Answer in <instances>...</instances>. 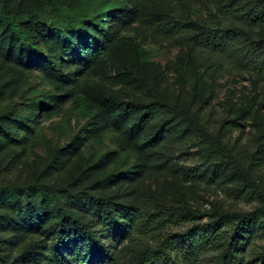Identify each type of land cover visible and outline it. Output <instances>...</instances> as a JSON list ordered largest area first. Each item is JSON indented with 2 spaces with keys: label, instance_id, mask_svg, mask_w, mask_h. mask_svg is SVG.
Masks as SVG:
<instances>
[{
  "label": "rangeland",
  "instance_id": "1",
  "mask_svg": "<svg viewBox=\"0 0 264 264\" xmlns=\"http://www.w3.org/2000/svg\"><path fill=\"white\" fill-rule=\"evenodd\" d=\"M230 1L251 2L112 0L146 5L148 16L176 9L187 32L174 31L172 17L161 19L171 39L146 21L125 23L95 58L71 57L64 64L69 79L38 59H20L18 44L10 51L11 36L0 33V190L53 186L69 198L60 204L65 211L91 224L110 250L93 259L82 239L58 243L57 208L40 210L24 197L0 204L1 260L135 264L153 255L152 264H219L223 249L213 239L229 238L231 226L215 232L205 224L224 212L257 218L264 208V81L245 60L248 46L264 40V23L247 29L225 20L234 46L224 57L191 39L199 21L220 26L214 16ZM61 2L77 21L102 16L96 0H0L26 16L51 15ZM35 42L45 52L61 48L49 34ZM114 100L135 105L137 115L124 117ZM159 101L178 115L171 121L159 114L139 128L145 107ZM223 155L235 166L217 171ZM104 196L128 224L107 219L95 200ZM242 253L245 264H264V223Z\"/></svg>",
  "mask_w": 264,
  "mask_h": 264
},
{
  "label": "trees",
  "instance_id": "2",
  "mask_svg": "<svg viewBox=\"0 0 264 264\" xmlns=\"http://www.w3.org/2000/svg\"><path fill=\"white\" fill-rule=\"evenodd\" d=\"M147 1L156 3L162 0ZM96 2L99 3L102 16L89 17L81 21L71 18L70 12L64 10L63 2L58 4L54 10L49 11L52 16L44 9L26 16L20 14L18 10L12 12L0 3V33L11 36L7 44L10 51H13L11 50L13 46L18 44L19 58L23 61L38 59L45 62L50 70L60 78L69 79L70 74L66 73L64 64L75 56L85 61L95 58L100 51L104 50L107 41L112 40L115 28L125 23L146 21L156 27L165 38L171 39L173 32L168 30L161 19L172 17L174 31L187 32V27L181 21L179 12L176 9L169 10L166 13L159 12L157 16H148L145 13L146 5L140 6L137 3L133 7H128L124 3L117 6L112 0H96ZM65 11L66 13H64ZM104 16L109 17V22L106 24L103 21ZM216 17L220 19V26L215 24V20L211 22L199 21L191 39L196 41L197 44H206L214 55L224 57V53L229 52L231 47L234 46L232 36L228 35L230 29H223L224 21L241 23L247 29L264 23V0H251V2L245 4L230 1L217 9L214 18ZM45 34L51 35L60 44V50L45 52L37 45L35 40ZM246 55L251 56L245 58L250 69L259 76L261 81H264V40L248 46ZM114 104L121 108V112L126 118L134 117L138 113L136 106L128 101L114 100ZM164 113L172 115V117H169L171 121L178 115L173 106L164 104L161 101L148 104L145 107V113L138 118L136 125L143 128L150 120ZM168 115L165 116L168 117ZM228 123L232 127L233 122ZM236 123L238 124V122ZM225 126L227 125L225 124ZM151 141H156V139ZM210 143L214 147L217 145V142L214 143L212 139ZM224 157L225 155H223L220 164L216 166L217 171H227L235 166L233 163L236 162ZM24 197L32 203H37L40 210H47L49 207L57 208L62 218L61 223L54 229L55 239L58 243L68 244L82 239V246L85 248L87 255H91L93 259L110 255V250L105 242L99 238L98 231L91 224L69 215L60 205L63 201L69 200L64 193L57 192L53 186L37 182H31L22 188L0 190L1 205H10L18 201L21 203ZM95 200L105 208L106 217L114 226L122 227L128 224V221H125V218L116 212V204L112 202L110 197H96ZM257 212L259 215H257V218H240L228 212L218 213L210 222L205 224L207 229L215 232L224 225L230 224L231 226L229 228L231 230L229 238H218L215 235L213 239L215 245L223 249L218 257L219 264H245L242 248L248 243L249 236L255 227L264 223V208ZM19 213L22 214V212ZM146 258L143 255V258L135 264H152L154 256H150L149 259ZM85 261L86 257L82 260V263H85ZM0 264L9 263L0 259Z\"/></svg>",
  "mask_w": 264,
  "mask_h": 264
}]
</instances>
